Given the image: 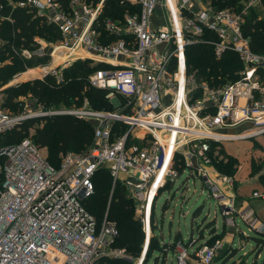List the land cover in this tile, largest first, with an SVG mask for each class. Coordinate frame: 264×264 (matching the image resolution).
Instances as JSON below:
<instances>
[{"label":"built area","instance_id":"obj_1","mask_svg":"<svg viewBox=\"0 0 264 264\" xmlns=\"http://www.w3.org/2000/svg\"><path fill=\"white\" fill-rule=\"evenodd\" d=\"M262 1L250 0L248 5ZM130 2L137 9L113 19L101 17L104 0L95 5L85 0H0V28L13 25V11L21 7L60 34L49 42L34 36L32 48L11 45L23 59L48 57L47 63L35 67L44 69L39 79L50 74L61 83L64 70L77 60H90L93 67L103 64L89 74L88 83L108 90L114 106L96 109L85 97L81 105L52 109L33 98L32 104L12 112L0 93V264L133 261L127 248L115 244L119 230L108 212L99 223L85 206L101 168L109 171L114 187L122 181L139 203L146 234L140 264L157 197L182 173L172 164L178 155L184 171L202 175L208 195L222 208L225 226L237 229L240 218L264 234L255 209L224 191L222 183L233 185V177L212 175L207 167L212 142L264 134V54L252 49L244 33L246 10L218 8L211 0ZM158 8L166 15L162 22H155ZM196 42L211 44L217 57L234 52L242 64L238 78L222 85L198 80L187 60V48ZM7 43L0 35L1 51ZM7 60L0 59V66ZM53 115L91 122L93 144L80 152L61 153L55 166L31 136L4 141L28 120L43 124V117ZM244 123L255 128L232 130ZM251 196L264 200V185ZM223 243H202L196 256L211 264ZM176 248L178 264H189V245L180 240Z\"/></svg>","mask_w":264,"mask_h":264},{"label":"trees","instance_id":"obj_2","mask_svg":"<svg viewBox=\"0 0 264 264\" xmlns=\"http://www.w3.org/2000/svg\"><path fill=\"white\" fill-rule=\"evenodd\" d=\"M85 1L92 4L98 0ZM235 1L213 0L218 8L225 7V4H232ZM129 3L131 2L128 0H105L101 17L121 18L126 10H131L129 9ZM134 6L137 9V5L135 4ZM135 9L132 8V10ZM259 12L252 10L250 14H247L244 23V33L250 37L252 49L255 52L264 54V17L259 18ZM13 17V25L5 24L4 27L0 28L1 37L8 41L5 48L2 51L0 50V59L5 60L8 58L0 66V85L8 84L14 75L26 71L28 67L48 61L47 56H35L30 59H23L22 56L13 52L11 45L17 49L26 46L32 48V38L36 35H41L48 39L60 37L55 26L45 24L40 18H33L32 14L25 8H15ZM211 36L209 35L208 37ZM187 60L188 70L191 74L194 73L198 80L208 81L213 85H222L236 80L238 72L242 68L241 61L234 52H226L222 57H217L214 54L213 46L204 42H196L188 46ZM101 66L103 64L91 66L90 60H77L64 70L65 79L61 83L56 82L55 77L46 74L43 79L34 78L20 84H10L4 88V93L6 94L4 106L7 108L17 107L18 103H15L14 99L19 94H31V96L48 108L61 104H64V107L78 106L83 103L86 97L90 101L91 106L96 109H113V104L106 96L108 90L92 87L88 83L89 74ZM42 120V126L36 127L35 133L31 138L40 147H47L49 149L50 155L48 154L47 156L48 160L55 166H58L60 163L61 153L66 151L80 152L93 144L94 127L89 121L69 115L47 116L43 117ZM38 121L42 122L40 119L28 120L19 129L7 133L4 141L14 142L24 138L28 135L29 128ZM256 148H259V145ZM209 155L212 157V160L214 158L218 159V161L214 159V163H218L216 165L221 171L223 170V173L235 175L239 160L228 153L224 144L212 142ZM179 158L182 157L178 155L176 159L179 160ZM258 159L259 161L255 159L251 160V174L259 173L264 168V157ZM182 165L181 167H175L180 172H184L186 165L183 159ZM259 178L264 185V172L260 173ZM93 181L95 192L85 201L87 210L97 218L99 223L104 218L105 213L108 212V217L116 222L119 230L115 244L127 248L134 257L139 255L144 240V232L140 222L134 218L131 202L125 195V185L118 182L115 186V191L111 193L110 186L113 180L109 171L104 168L99 169L95 173ZM219 235L216 233L212 234L206 243L212 244L215 240L221 239ZM259 235L256 238V245L262 249L264 247V234ZM180 240L182 239H176L169 245V242L165 241L159 243V238L155 236L157 247L150 242L147 260L154 254L155 249L168 251V253L170 251L176 252V243ZM188 243L186 245H189ZM166 245H169V248L172 247V249H169ZM234 255L235 253L230 257ZM112 264H133V262L116 260ZM189 264H192L190 260ZM254 264H264V259L262 262H255Z\"/></svg>","mask_w":264,"mask_h":264},{"label":"rangeland","instance_id":"obj_3","mask_svg":"<svg viewBox=\"0 0 264 264\" xmlns=\"http://www.w3.org/2000/svg\"><path fill=\"white\" fill-rule=\"evenodd\" d=\"M99 1L100 0H98L97 2H93L92 5L97 4ZM211 1L214 6L217 5L215 4V2H213V0ZM249 3L250 0H236L232 4H225L224 6L233 8L237 11L246 10L247 14H250L252 10L260 11L258 13V17L263 18L264 0L261 4L248 5ZM129 4V9H135V6L132 3ZM156 13L157 14L155 22H162L165 20L166 15L163 10L158 8ZM36 36H40L39 38L43 37L41 35ZM44 38L45 41L49 42L58 40L60 37L56 39H48L46 37ZM38 65L33 66L32 68H35ZM43 72V67H41V69L40 67L37 69L35 68L31 72L29 71L27 73L20 72L16 74L19 76H13L14 81L13 83L9 84H20L28 79L40 78L43 76ZM7 86L9 85H0V93L3 94L4 99L6 98L4 88H6ZM33 98L34 97L31 96V94H19L14 99V102L18 103L17 107L15 106L9 109L12 112L20 111L23 107L28 106L27 104H32ZM63 105L64 104L51 106L49 108L60 109L64 107ZM40 126H42L41 122H36L32 127L29 128L27 136H33L36 127ZM254 128L255 127L251 123H244L239 125L238 127L232 128V130H252ZM256 142H258L264 148V134L255 138L224 142V146L227 149L228 153L230 152L234 154L240 161L237 177L240 181L241 187L248 186L249 188L251 187V185L253 186L256 183L254 177H250L248 173L249 170H247V167L249 165L248 160L252 159V157L255 159L261 157L263 158L261 150L257 151L254 155H252L251 153L254 152L256 147H258V144H256ZM42 151L48 156L49 149L47 147H44ZM214 159L209 165H207L208 169L212 172V175L223 171H221L217 167L216 164L218 163H214V161H218V159ZM172 164L178 167L183 166L182 158H179V160H177L176 158L173 159ZM227 164H229V162H227ZM119 182L122 181L119 180ZM115 189L116 187L113 186L112 182L110 186L111 193L114 192ZM124 191L126 198H128V200L131 202L134 218L138 222H140L144 232V240L140 254L134 257L133 254L128 250V253L133 257V261L130 262H133V264H137L145 249V226L141 219L142 214L140 212L139 203H137V201L130 195V191L127 187L124 188ZM207 191L208 189L204 186V181H202L201 174L198 173L195 175H191L189 169L182 172L176 182L173 185L167 187L157 197L155 212L151 216V226L150 229L147 230V240L149 242V245L151 242L154 244V246L157 247V242H155V236H157L159 238V243L163 241L171 242V240L175 241L176 239H182V242L184 244H187L189 242V249L191 250V247L195 248L197 244H200L205 239L204 237H207L209 233L216 228L217 230L221 231L219 237L223 240L224 243L218 250L211 264H232V262H234V264H254L255 262H262V260L264 259V247L260 249V247L256 245V238H258L260 235L256 231L250 229L248 224L240 218H237V230L231 232V229H229L228 227L225 228L222 208L214 198L208 195ZM252 203L257 208V210L260 209V206L258 207L259 203L263 204L262 206L264 207V201L252 199ZM261 216L264 219V214H261ZM170 244L171 243H169V245ZM169 245L166 246L169 248ZM148 249L146 250V253L144 254L143 260L140 264H178L176 256L177 248L176 252L170 251L169 253L168 251H160L159 249H155L154 254L150 257L149 260H147ZM169 249H172V247ZM234 253L235 255L233 257H230ZM194 257L198 258V256ZM195 264L204 263H202L199 259L198 261H195Z\"/></svg>","mask_w":264,"mask_h":264},{"label":"crops","instance_id":"obj_4","mask_svg":"<svg viewBox=\"0 0 264 264\" xmlns=\"http://www.w3.org/2000/svg\"><path fill=\"white\" fill-rule=\"evenodd\" d=\"M256 143H258V142H256ZM254 145H255V143H254ZM258 145H259V148H256V149L254 148L255 149L254 152H251V153H252V155H254L257 151H260L261 150V153H262V155L264 157V148L259 143H258ZM230 154L233 155V156H235L232 153H230ZM252 159H255V158L252 157ZM252 159L248 160V162H249L248 164L249 165L247 167V170H249V172H248L249 173V176L250 177H254V179L256 180V183L253 186L251 185V187H249V188H248V186H246V187H241L240 186V181L238 180V177H237L238 168L240 166V161H238L239 164H238L237 172L233 176L230 175L234 179V184L231 185L229 183L223 182L222 183V187H223L224 191L227 194H229V195H236L237 198H238V202H240V203L242 202L243 204L249 203L255 209V211L258 214V216L260 217V219L264 222V219L261 216V214H264V207L262 206L263 204L259 203L258 207L260 206V209L257 210V208L252 203V199H258V200H261V201H264V200H262L260 198H253L251 196L253 190H256V189L257 190H261L262 187H263V183L261 182L259 176H260V173L264 172V168L259 173L251 174V170H252L251 160ZM255 160L256 161L257 160L259 161V159H257V158ZM219 173H221V172H219ZM222 174H224V173H222ZM226 175H228V174H226ZM224 227L227 228V226H224ZM224 227H223V229H224ZM228 228L232 230L231 232H234L235 229H236V228H232V227H228ZM212 231H214V232L212 233ZM212 231L209 233V235L207 237H204L205 239L200 244H197L195 248L194 247L193 248L191 247L192 252H191V258L189 260L191 261L192 264H195V261H198L199 260V258L194 257V256H196L195 250H197L202 243L207 242V240L209 239V237L212 234H214V233L220 234L221 233V231L217 230L216 228L214 230H212Z\"/></svg>","mask_w":264,"mask_h":264},{"label":"bare ground","instance_id":"obj_5","mask_svg":"<svg viewBox=\"0 0 264 264\" xmlns=\"http://www.w3.org/2000/svg\"><path fill=\"white\" fill-rule=\"evenodd\" d=\"M35 71H37V70H35Z\"/></svg>","mask_w":264,"mask_h":264},{"label":"water","instance_id":"obj_6","mask_svg":"<svg viewBox=\"0 0 264 264\" xmlns=\"http://www.w3.org/2000/svg\"><path fill=\"white\" fill-rule=\"evenodd\" d=\"M105 1V0H104Z\"/></svg>","mask_w":264,"mask_h":264}]
</instances>
